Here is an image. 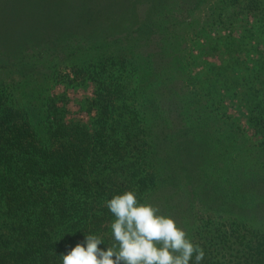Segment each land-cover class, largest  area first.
<instances>
[{"label": "trees", "instance_id": "obj_1", "mask_svg": "<svg viewBox=\"0 0 264 264\" xmlns=\"http://www.w3.org/2000/svg\"><path fill=\"white\" fill-rule=\"evenodd\" d=\"M54 1L65 16L57 34L0 65V264H60L86 234L106 249V201L125 191L173 218L201 264H264V0ZM201 10L206 28L229 12L251 20L252 35L224 50L210 39L218 63L193 73L184 36H169L163 19ZM60 65L63 88L75 77L92 84L86 121L52 92ZM224 100L242 107L252 133ZM193 202L207 209L199 223Z\"/></svg>", "mask_w": 264, "mask_h": 264}, {"label": "rangeland", "instance_id": "obj_2", "mask_svg": "<svg viewBox=\"0 0 264 264\" xmlns=\"http://www.w3.org/2000/svg\"><path fill=\"white\" fill-rule=\"evenodd\" d=\"M34 2L35 0H0V65H7V63L13 61V59L18 58L24 49H33L35 45L48 42L53 36H55L54 34H57V32H50L52 30L51 28H54L56 24H64V8L59 7V4H56L54 0H42L41 3L44 6L42 8L35 7L33 5ZM31 4L33 5L32 8ZM138 5L135 7L136 13L137 15L139 14L142 16L140 13L143 12L145 4L141 3L139 6ZM154 12L158 13L159 7L154 9L151 16L154 14ZM201 12L202 10L200 11V14L194 13L192 14V17L186 18L184 20L175 19L174 16L163 19L168 31L170 30L168 33L169 36L175 38V35H178L179 33H181V36H184L182 41L185 44V52L191 50L195 60L190 66V68H192L194 71H192L193 73L207 69L211 66V64L218 63L220 56L218 54L217 48L212 47L210 39H215L218 49L224 50L226 47H229V40H236L238 34L244 33L247 36L252 35V32L249 31L248 27L253 24V22H251L249 19H242L241 15L239 14H236L233 18L230 16L229 12H227V15L225 16L226 22L218 21L217 24L206 28V25L208 24H200L204 19ZM155 19L159 23V13L158 17ZM190 21V26L182 25L183 23L186 24ZM45 26H49L50 29L47 32H41L43 33L42 35H39V33L37 36H35L36 30ZM156 35L159 36V31H156L153 36ZM256 35L261 37L260 32H256ZM37 38L40 39L37 40ZM158 42L159 41L156 43ZM147 46L150 49L153 48V44H150L149 42ZM235 48L237 47L233 46L231 51H233ZM242 53L244 52L242 51ZM252 68L254 67L252 66ZM65 69L66 68H64L62 65L57 66L55 69V76L58 79L56 82L57 85L52 92L54 94L66 93L65 96L67 98V102L65 103L67 115L69 117L86 121L87 114L84 112L85 107L81 105L86 98L91 97L92 84L90 82L83 83L79 78L77 80L75 77L73 83L69 84L74 85L72 88H63V85H65L67 82V80L62 77L66 73L64 72L66 71ZM182 70H186L185 67H183ZM57 73L59 77L57 76ZM186 73L182 72L181 75ZM10 75L12 77H16L15 74ZM6 76H8L7 71L3 69V73L0 75V77L4 79ZM72 77L73 76L70 75L68 79ZM223 106H227L228 115L232 120L234 118L237 119L239 125L241 126V131H243L245 135L252 133L251 128L244 127L246 126L244 119L245 115L240 105H236L234 101L229 104L227 100H224ZM229 121L231 120L229 119ZM239 139V137L236 138V140ZM242 145H245V143L243 142ZM192 210L194 211L193 215L197 223L204 219V216L201 212L207 211V209L201 207L200 203L197 205L195 202H193Z\"/></svg>", "mask_w": 264, "mask_h": 264}, {"label": "clouds", "instance_id": "obj_3", "mask_svg": "<svg viewBox=\"0 0 264 264\" xmlns=\"http://www.w3.org/2000/svg\"><path fill=\"white\" fill-rule=\"evenodd\" d=\"M106 207L115 217L109 225L113 243L99 247L102 239L86 234L60 264H201L203 250L195 245L173 218L149 203H139L132 191L114 195Z\"/></svg>", "mask_w": 264, "mask_h": 264}]
</instances>
